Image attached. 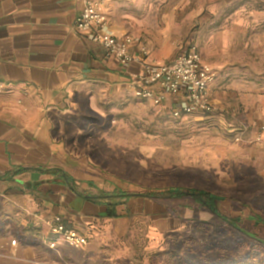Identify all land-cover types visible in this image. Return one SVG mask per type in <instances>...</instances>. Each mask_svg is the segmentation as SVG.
<instances>
[{
    "label": "rangeland",
    "instance_id": "rangeland-1",
    "mask_svg": "<svg viewBox=\"0 0 264 264\" xmlns=\"http://www.w3.org/2000/svg\"><path fill=\"white\" fill-rule=\"evenodd\" d=\"M109 7L126 32L169 56L180 46L197 44L205 60L224 71L226 97L222 114L177 119L167 104L152 105L129 91L111 97L101 87L88 88L97 99L78 97V112L67 124L94 174L132 194L203 189L228 199L220 210L229 218L251 211L264 216V0H110ZM185 202L131 196L121 217L102 220L88 245L70 247L71 256L61 251L55 259L60 264H222L247 252L245 262L256 264L264 257L259 242ZM167 205L179 217L169 215ZM21 228L26 238H35L29 225ZM259 230L264 239V229ZM35 244L47 251L38 240ZM32 245L17 239L5 249L0 243V264H32L27 261ZM13 248L27 258L4 259ZM89 256L97 262L82 261Z\"/></svg>",
    "mask_w": 264,
    "mask_h": 264
},
{
    "label": "crops",
    "instance_id": "crops-1",
    "mask_svg": "<svg viewBox=\"0 0 264 264\" xmlns=\"http://www.w3.org/2000/svg\"><path fill=\"white\" fill-rule=\"evenodd\" d=\"M104 1L107 30L128 33L111 13L110 0ZM84 4L85 0H0V243L5 249L11 240L33 244L27 260L32 264H60L55 257L61 251L71 256L68 245L52 250L44 243L54 217L61 216L67 226L87 234L90 243L99 224L108 219V195L126 192L94 174L90 158L69 135L67 123L78 112V97L95 101L97 93L87 90L98 86L107 96L129 91L154 105L137 98L131 87L138 65L122 64L76 30ZM148 47L152 58L162 63L173 61L180 50L169 56ZM211 65L218 73L211 95L222 114L224 71ZM166 104L171 109L172 98L162 105ZM130 199H117L118 213ZM23 225L30 226L34 239L24 236ZM37 240L47 251L37 247ZM13 249L4 252L9 253L4 259L27 258ZM86 260L97 262L94 256L82 259Z\"/></svg>",
    "mask_w": 264,
    "mask_h": 264
},
{
    "label": "built area",
    "instance_id": "built-area-1",
    "mask_svg": "<svg viewBox=\"0 0 264 264\" xmlns=\"http://www.w3.org/2000/svg\"><path fill=\"white\" fill-rule=\"evenodd\" d=\"M104 2L85 0L75 28L108 54L118 58L122 64L139 66L131 80L137 98L154 105H162L169 97L172 98V116L177 119L190 115H211L220 111L211 95L217 70L203 58L197 44L180 46L176 58L171 62H158L152 58L148 45L138 42L131 34H116L107 30L108 15L103 9ZM2 91L3 86L0 85ZM241 138V134L236 136L237 141ZM50 227L44 240L49 249L57 250L60 244L80 248L89 243L87 234L67 226L61 216L54 217Z\"/></svg>",
    "mask_w": 264,
    "mask_h": 264
},
{
    "label": "trees",
    "instance_id": "trees-1",
    "mask_svg": "<svg viewBox=\"0 0 264 264\" xmlns=\"http://www.w3.org/2000/svg\"><path fill=\"white\" fill-rule=\"evenodd\" d=\"M213 115V114H211ZM143 197L145 199H149L151 201H157L158 199L165 200H185L186 204L190 201H193L194 207H196L197 211H210L213 214V219L220 221L223 225L237 230L240 233L244 234L247 237H250L260 245L264 246V239L260 233H258L261 229H264V216L257 214L254 211H251L248 215H240L237 217L229 218L221 213L220 203L228 200L225 197L213 194L208 192L207 190L198 189V188H181V187H169L165 189H157V190H149L146 192H141L138 194H132L129 192H124L123 194H114L108 195V209L106 213V217L108 218H119L121 215L118 213L117 206L119 202L117 199L125 197L127 200L131 198V196ZM242 208L248 206V204L242 202H237ZM167 212L169 215L173 217H179L178 212L172 206H166ZM203 223H210L207 221H202ZM252 225L250 228L249 226ZM249 229H252L251 231ZM249 253L244 252L240 257L235 259H227L222 264H249L245 262L244 259L249 257ZM185 264H203L198 262H193L191 260H185ZM210 264V263H205ZM256 264H264V257L261 258L259 263Z\"/></svg>",
    "mask_w": 264,
    "mask_h": 264
}]
</instances>
